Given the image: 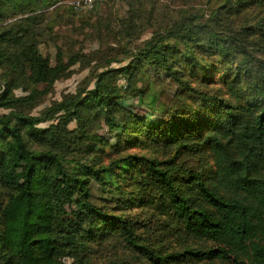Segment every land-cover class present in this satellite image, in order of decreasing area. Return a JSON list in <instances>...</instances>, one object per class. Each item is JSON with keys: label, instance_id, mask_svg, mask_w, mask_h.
I'll use <instances>...</instances> for the list:
<instances>
[{"label": "trees", "instance_id": "16d2710c", "mask_svg": "<svg viewBox=\"0 0 264 264\" xmlns=\"http://www.w3.org/2000/svg\"><path fill=\"white\" fill-rule=\"evenodd\" d=\"M58 1L0 0V264H192L235 252L264 264V0L176 15L147 2L121 32L124 57L112 61L126 65L34 115L82 57L58 52L53 65L41 49ZM160 87L173 91L161 109L170 118L136 117L124 102L155 109ZM97 126L126 147L106 153Z\"/></svg>", "mask_w": 264, "mask_h": 264}, {"label": "rangeland", "instance_id": "374dc122", "mask_svg": "<svg viewBox=\"0 0 264 264\" xmlns=\"http://www.w3.org/2000/svg\"><path fill=\"white\" fill-rule=\"evenodd\" d=\"M66 1L68 0L58 1L53 6L57 7L56 9L50 8L47 11L46 21L43 26L44 28L46 27L47 34L42 41L41 49L53 65L55 64L58 52L63 53L65 62L68 61L70 56L75 54L82 55L81 61L73 65L67 74L55 83L53 89L41 97L38 105L30 110V113L34 115H39L46 107L54 102L63 100L66 96L77 94L84 89H92L95 82L94 77L98 73L106 69H117L126 65V62H123L124 60L117 62L112 61V59H123L124 55L119 54V50L126 46V41L128 40H124L121 37V32L132 12L136 9H147V2L151 3L153 1L156 7L160 6V12L163 7L165 8L164 11H167V5H169L174 15L179 14L182 10L193 12L194 9H208L207 0H105L94 10L81 14H72L67 10L68 5H66ZM180 3H183V5H180ZM148 36L143 35L141 41ZM135 43L137 44L136 40L134 41ZM214 67V65L208 66L213 71V79L217 81L220 71H216ZM117 83L119 86H125L127 80L124 76H120ZM37 89L39 92L44 91L45 85H41ZM160 89V94L165 91L163 92L164 97L160 95L161 99L155 109L146 106V104H139L136 99H126L124 102L131 108L136 117H144L148 121H155L158 119V116H164L167 112V118H170L172 113L171 108L164 111H161V109L163 107L162 103L167 101L166 99L172 98L173 91L167 87L158 88V90ZM15 92L17 95L25 94L21 89ZM4 112L3 109H0V113ZM46 126L47 124L41 125V127ZM76 128V122L69 125L70 131H76ZM97 130V133L108 143L105 149L106 153L112 151L110 147L115 143L126 147L124 140H120L119 136L108 132L105 126H97ZM76 133L74 136H76ZM77 143L81 145V141H77ZM131 150L138 154H144L147 151L143 150V148H131ZM77 155H81V159L85 162L89 161L92 157L89 153L83 155L81 149ZM98 155L102 156L101 154ZM203 162V160L200 161V166L204 165ZM101 190L102 188L97 187L94 192L99 203L103 202L101 198L104 194ZM106 194L108 195V193ZM106 194L104 196H107ZM6 196L7 192L0 189V208L5 203ZM184 243L188 246H197L193 240L189 239H185ZM200 245L204 247L212 246L211 244L205 245L204 243H200ZM248 259L249 255L247 253L235 252L225 260H205L203 262H192V264H247ZM64 261L65 263H70V259L68 258L64 259Z\"/></svg>", "mask_w": 264, "mask_h": 264}, {"label": "built area", "instance_id": "2783aa9c", "mask_svg": "<svg viewBox=\"0 0 264 264\" xmlns=\"http://www.w3.org/2000/svg\"><path fill=\"white\" fill-rule=\"evenodd\" d=\"M105 0H68L66 5L71 6L76 11L91 10L97 3H102Z\"/></svg>", "mask_w": 264, "mask_h": 264}]
</instances>
